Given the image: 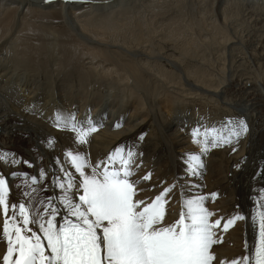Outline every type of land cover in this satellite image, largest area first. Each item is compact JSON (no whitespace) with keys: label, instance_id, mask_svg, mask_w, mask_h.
I'll use <instances>...</instances> for the list:
<instances>
[{"label":"bare ground","instance_id":"1","mask_svg":"<svg viewBox=\"0 0 264 264\" xmlns=\"http://www.w3.org/2000/svg\"><path fill=\"white\" fill-rule=\"evenodd\" d=\"M240 115L247 136L210 148L193 176L182 155L199 153L192 129L202 140ZM93 125L77 139L73 126ZM81 144L89 172L93 162L111 168L120 147L142 151L141 173L175 177L169 221L201 195L215 217L245 215L214 248L228 261L251 256L252 215L264 203V0H0V170L34 172L21 163L29 159L51 183V172H74L65 153ZM26 187L30 177L14 182L10 201L28 200Z\"/></svg>","mask_w":264,"mask_h":264},{"label":"snow or ice","instance_id":"2","mask_svg":"<svg viewBox=\"0 0 264 264\" xmlns=\"http://www.w3.org/2000/svg\"><path fill=\"white\" fill-rule=\"evenodd\" d=\"M79 2L87 4L90 0ZM95 127L78 130L73 126V131L82 141ZM249 132L243 115L228 117L219 128L206 129L202 140L199 129L193 128V142L201 146L199 153L182 154L185 167L193 176H202L207 167L203 157L210 148L231 146ZM143 139V133L137 136L139 142ZM82 151L81 144L76 154L65 153L74 172L63 168L59 170L62 176L51 172V183L45 176L46 169L36 168L29 159L22 158L21 163L25 168L36 169L34 172L17 174L14 170L5 175L0 170L2 264H264V203L252 215L256 230L252 255L228 261L216 253L217 234L246 220L245 215L237 212L226 218L215 217L206 206V197L201 195L187 199L178 218L173 216L169 221L166 205L170 208L168 202L174 199L175 177L169 181L161 177L153 179L150 171L141 173L142 151L130 148L126 155H121L120 147L109 156L113 160L111 168L93 162L89 172L80 155ZM117 157L119 167L115 166ZM5 160L6 156H0V164ZM261 175L264 176V169ZM22 177L31 180V189H24L30 192L28 200L10 201L12 184ZM149 188L154 191L146 198L144 193ZM31 193H41L43 199ZM208 196L215 200L218 193L213 191ZM257 200L264 201V186Z\"/></svg>","mask_w":264,"mask_h":264}]
</instances>
